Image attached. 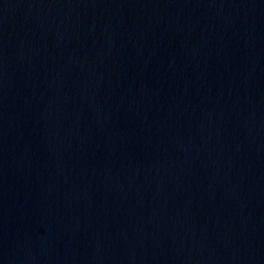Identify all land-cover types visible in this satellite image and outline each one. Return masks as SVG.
Wrapping results in <instances>:
<instances>
[{
	"label": "water",
	"instance_id": "95a60500",
	"mask_svg": "<svg viewBox=\"0 0 264 264\" xmlns=\"http://www.w3.org/2000/svg\"><path fill=\"white\" fill-rule=\"evenodd\" d=\"M0 264H264V0H0Z\"/></svg>",
	"mask_w": 264,
	"mask_h": 264
}]
</instances>
